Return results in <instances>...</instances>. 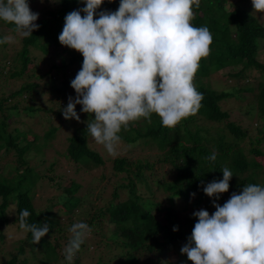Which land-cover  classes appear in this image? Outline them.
Masks as SVG:
<instances>
[{"label": "trees", "instance_id": "obj_1", "mask_svg": "<svg viewBox=\"0 0 264 264\" xmlns=\"http://www.w3.org/2000/svg\"><path fill=\"white\" fill-rule=\"evenodd\" d=\"M60 2L57 10L49 11L50 18L38 22L39 28L32 36L22 38V47L16 55L0 49V151L14 150L18 165L15 168L4 166V170L17 173L11 178L0 173V238L4 236V226L18 223L22 209L30 213L27 223L40 226L47 222L50 225L49 234L39 244L32 242L31 232L22 230L24 237L19 238V244L4 264H69L64 250L72 238L69 229L76 222L87 223L92 231L71 264H87L83 260L91 257L96 260L95 264H192L187 255L182 254L181 244L189 242L198 222L193 214L201 209L210 215L216 211L214 198L207 196L203 187L214 180H222L224 167L233 177L229 181V191L220 194L215 203L223 206L248 184L264 187V164L261 163L264 151L259 147L264 141V62L258 60L259 51L264 48V24L238 3H231V9L225 5L226 0H200L199 8L193 6L192 25L206 26L212 35L210 54L200 61L194 79L197 91L203 95L200 109L174 128L163 127L156 114H152L151 123L141 118L131 122L127 129L122 128L118 135L120 145L125 147L124 154L113 159L109 176L102 172L100 178L93 180L97 183L90 186V191L81 195L79 182L71 180L68 187L66 182L55 181L51 175L54 164L50 173L40 176L36 167L30 165L29 154L35 153L32 158L43 155L45 145L36 135L29 140L31 129L24 121L12 120L22 114L32 116L48 111L43 107L45 103L41 105L40 102L43 92V100L50 101L53 93L58 103L67 100L65 105L69 96L77 95L71 81L82 69L81 53L68 49L70 59L61 58L59 64L48 69V91L32 57L34 50L46 55L51 46L62 45L58 37L66 15L86 6L83 0ZM119 6L120 0H105L95 18H99L100 12H116ZM81 15L85 14L81 12ZM3 28L15 33L14 25L0 20V39L5 37ZM6 46L7 43L0 44L2 49ZM73 65L78 68L72 69ZM237 65L241 66L239 71L227 74L236 79L237 85L232 89L219 92L203 82L211 72ZM240 80L245 81L243 86L239 85ZM12 87L16 89L11 90ZM244 93L254 97L251 113L257 118L261 138H253L247 128L233 121L230 113L221 107L220 103L228 97L247 98ZM63 108L64 103H59L56 113L61 116ZM76 111L82 113V122L68 138L64 157L83 167L85 175L97 176L98 172H93L101 169L105 161L89 145L90 136H86L89 115L82 112L81 105L76 106ZM10 124L15 127L11 129ZM58 130L51 127L46 132L48 144ZM213 152L216 160L210 161L207 157ZM160 173L169 178H158ZM43 177L58 191L47 199L50 201L47 208L39 210L35 188ZM106 178L108 180L104 181ZM97 185H101V191L94 199ZM161 191L168 195L166 204L157 201L156 192ZM106 195L109 197L105 198ZM87 203L89 208L85 206ZM94 203L104 206L92 210ZM12 207L13 218L9 215Z\"/></svg>", "mask_w": 264, "mask_h": 264}, {"label": "clouds", "instance_id": "obj_2", "mask_svg": "<svg viewBox=\"0 0 264 264\" xmlns=\"http://www.w3.org/2000/svg\"><path fill=\"white\" fill-rule=\"evenodd\" d=\"M83 2L85 7L66 15L58 37L63 46L84 58L71 81L77 95L75 99L69 96L62 109L66 120L79 122L76 106L81 105L90 117L86 136L115 156L121 142L118 134L131 122L146 118L151 123L156 114L163 127L174 128L198 112L203 95L194 79L212 43L206 26L191 23L193 6L199 8L200 0H120L116 12H100L98 19L97 10L105 0ZM252 3L254 13L264 14V0ZM38 18L28 0H0V20L14 25L18 36H32L39 28ZM13 40L5 36L0 44ZM207 159L215 161V152ZM221 171L222 180L203 187L214 198L216 211L212 215L204 209L194 212L198 222L181 252L192 264H264V187L248 184L221 206L215 201L229 191L233 177L227 167ZM29 215L27 209L19 212V227L31 232L32 242L39 244L50 225L29 224ZM69 231L72 238L64 255L71 264L92 229L76 222Z\"/></svg>", "mask_w": 264, "mask_h": 264}, {"label": "rangeland", "instance_id": "obj_3", "mask_svg": "<svg viewBox=\"0 0 264 264\" xmlns=\"http://www.w3.org/2000/svg\"><path fill=\"white\" fill-rule=\"evenodd\" d=\"M61 0H28L30 10L33 13H38L39 18L36 21L38 24L39 21L42 19H48L50 18L49 11L57 10L60 6ZM231 3H238L242 5L243 7L247 8L251 14L254 13V7L252 0H226L225 5L229 8ZM82 8H79L80 10ZM231 9V7H230ZM257 20L264 24V14L262 13H254L253 14ZM6 28H3L2 32H4L5 36H12L14 38L13 42L7 43V46L5 49H0L3 51H6L10 54L16 55V53L21 49L22 47V38L21 36H18L16 33L7 32ZM66 48V51H65ZM68 47H65L63 45H54L51 46L49 49L48 54L43 55L41 52L34 50L32 52V57L35 58V64L37 65V70L40 74H42L43 85L45 86L46 90L48 91L49 84V76L47 74L48 69L53 64H59L61 58L66 59L67 61L70 59L71 54L68 51ZM75 51V50H73ZM258 60L260 62H264V48H261L258 55ZM78 67L77 65H73L72 69L76 70ZM241 66L238 67L235 66V68H225L222 69L220 72H211V75L203 78V82L207 85H210L212 88L216 89L219 92L228 91L232 89L234 86L237 85L235 83V80L233 77L227 76L228 73L237 72L239 71ZM78 74V73H77ZM62 80V79H60ZM239 85L243 86L245 84L244 80L238 81ZM16 87H12L11 90H15ZM45 93L43 92L41 94L40 102L42 105V102H44V106L47 110H43L40 112H37L36 114L32 116L27 115H21L18 119L13 118V121H24L26 125L31 129V134L29 136V140L34 139V135L38 136L39 142L41 144L45 145V153L43 155H36L35 158H32L35 153L31 152L29 154L30 159V165L33 167H36L37 172L40 174V176H43L44 174L50 173L49 170L53 165V173H51L52 176L55 177V181H61L62 183H65L68 187L71 186V180H75L79 182L82 185L81 188V195L86 194L88 191H90V186L93 183V180L96 177L100 178V175L102 172H104L107 176L110 174L109 167L112 166V161L114 158L118 157L120 154H124L122 150L125 149V147L121 144L118 145L117 148V155L112 156L109 155L104 147L102 145L96 144L94 140L89 137V145L90 147L96 149L97 152H99L105 161V165L101 169L95 170L93 173L98 172L97 176H90L85 175V169L81 166H78L76 163L66 159L64 157V153L67 151L68 148V138L74 133L75 127L81 122V115L82 113L78 112L77 114L80 116V121H76L75 119L72 120H66L63 116V114L58 115L56 113L59 110V103H64V108L67 107L68 103L65 105L67 100H60L59 103L56 101V96L54 94H51V100L49 101L48 98L44 99ZM243 96H247V98L240 99L237 96H231L226 99H224L220 104L222 109L227 110L230 115L231 119L235 121L236 123H239V125L245 127L248 129L249 133L255 138L256 136L262 137L260 132L257 129V118L254 113H251L254 110V97L252 95H248L246 93L243 94ZM76 95L72 98L75 99ZM39 102V103H40ZM42 107V108H43ZM50 109H53L50 111ZM11 129L15 127V125L10 124L9 126ZM56 127L58 128V132L54 135V138L52 141L48 144V140L46 139V132L51 128ZM38 143V142H37ZM40 144V145H41ZM251 145H248V148H250ZM260 149L264 151V141L259 144ZM129 153V152H128ZM131 155V154H130ZM16 154L14 150H10L8 153H6L4 150L0 151V173H4V175L8 178H11L12 176L16 175L17 173L15 171H12L10 169H5V165H10L12 168H15L17 165L16 162ZM261 160V159H260ZM261 163L264 164V158L261 160ZM55 166V167H54ZM11 171V172H10ZM263 177L262 173L260 175ZM109 178V177H108ZM108 178H106L104 181H107ZM158 178L164 179L169 178V175H166L165 173L158 174ZM102 186L104 185V182L100 183ZM101 185H97L96 190L94 192L93 198L96 199V195H99L101 191ZM90 188V189H89ZM61 189V188H60ZM63 190V189H61ZM36 191V206L37 209L42 210L46 209L47 205L50 204V201L47 200L51 195H56L58 189L53 190L51 186L48 183V180L46 178H42V180L38 181L37 188H35ZM160 191V190H159ZM105 198H108L109 195L104 196ZM124 197V195H122ZM103 198V197H102ZM156 198L158 199V202H163L166 204L168 203V195L165 192H156ZM102 200V199H101ZM99 200V201H101ZM98 204V203H97ZM179 204V202H178ZM184 205V204H180ZM87 208H89V203L85 205ZM104 205H96L95 203L91 206L92 210L99 209L100 207H103ZM58 207L55 206L54 210H57ZM14 209L12 207V210L9 209V215L11 218L14 217ZM76 212H80V210H76ZM18 223L12 222L7 226H4L2 228L4 236L0 238V264H4L7 260H9V256L11 252H14L15 247L19 244L18 240L19 238L24 237V232L18 227ZM109 227H112V225L109 224ZM188 242H183L181 244V247L187 245ZM90 256V255H89ZM96 260L86 258V260H83V263L87 264H95Z\"/></svg>", "mask_w": 264, "mask_h": 264}]
</instances>
